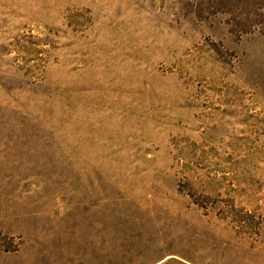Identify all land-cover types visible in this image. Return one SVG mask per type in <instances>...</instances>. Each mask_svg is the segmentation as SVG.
Segmentation results:
<instances>
[{
    "label": "rangeland",
    "instance_id": "obj_1",
    "mask_svg": "<svg viewBox=\"0 0 264 264\" xmlns=\"http://www.w3.org/2000/svg\"><path fill=\"white\" fill-rule=\"evenodd\" d=\"M0 264H264V0H0Z\"/></svg>",
    "mask_w": 264,
    "mask_h": 264
}]
</instances>
